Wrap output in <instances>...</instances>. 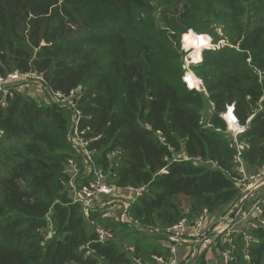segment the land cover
<instances>
[{
	"label": "trees",
	"instance_id": "trees-1",
	"mask_svg": "<svg viewBox=\"0 0 264 264\" xmlns=\"http://www.w3.org/2000/svg\"><path fill=\"white\" fill-rule=\"evenodd\" d=\"M191 31L226 41L190 66L206 97L181 79ZM15 70L75 91L81 126L97 137L96 166L110 184L146 191L130 224L102 219L99 208L85 217L65 192L70 112L17 87L0 107V264H132L128 247L142 262L166 258L159 233L203 209L225 215L242 197L220 117L227 105L241 126L251 118L240 135L247 174L264 169V0H0V75ZM47 219L55 233L43 241ZM97 226L114 239L99 243ZM249 233V264H264V226ZM222 242L196 264H218ZM238 259L247 264L241 251Z\"/></svg>",
	"mask_w": 264,
	"mask_h": 264
},
{
	"label": "built area",
	"instance_id": "built-area-1",
	"mask_svg": "<svg viewBox=\"0 0 264 264\" xmlns=\"http://www.w3.org/2000/svg\"><path fill=\"white\" fill-rule=\"evenodd\" d=\"M224 46V45H222ZM220 46V47H222ZM218 45L203 46V49H219ZM183 62L185 66L182 76V83L188 91L207 95L205 84L202 79L195 76L190 66L199 63L191 57ZM35 87L40 90L46 97L45 103L55 106L60 110L70 112L66 142L71 149V156L67 159L66 168L69 175L68 185L72 191L71 199L73 203H78L82 207V213L88 217L89 213L99 208L101 218L104 220L116 219L121 223H131L128 216V210L134 201L143 195L146 189L126 187L118 188L108 182L107 175L102 169L98 168L94 161V150L89 146L97 140V137L88 136L90 128H83L81 121L84 118L81 110L77 106L78 96L75 91L64 94L60 91H54L47 83L43 73L37 70L26 72L12 71L6 76L0 75V107H6L7 100L11 99L13 89L17 87ZM213 111V104L210 103ZM234 105H227L225 111L220 115L226 124L229 135V147L234 150L236 171L239 175L237 186L240 188L242 197L232 206L225 215L216 216L210 214L207 209L191 221L187 218L179 220L173 226L163 230L162 235L167 240L168 256L166 258L152 256V262H142L140 258H134V248L128 247L126 250L131 254L132 264H195L197 256L203 250L215 244L216 239L222 237L224 247L219 252L218 264H238L239 251H241L243 261L250 262V247L254 241L249 233L250 229L256 225L264 226L263 207L264 197L254 200V204L245 207L254 193L264 187V169L257 174H247L245 164L241 158L242 153L248 147L247 143L240 140V135L246 130L251 118L246 121L245 126H241L236 118ZM200 125L209 128L206 123V114H202ZM2 132L0 131V135ZM163 142L164 139L160 138ZM79 179H86L83 185L78 183ZM249 196L243 202L246 194ZM234 209L235 212H234ZM233 214V217L231 215ZM244 222V228H238L239 223ZM48 233H43V241L50 239L54 235L52 223L47 219ZM158 232V230H155ZM95 234L99 243L113 240V234L110 228L97 226ZM242 244V247H241ZM242 250H241V249ZM80 248V250H82ZM182 253V260H178L179 251Z\"/></svg>",
	"mask_w": 264,
	"mask_h": 264
},
{
	"label": "rangeland",
	"instance_id": "rangeland-1",
	"mask_svg": "<svg viewBox=\"0 0 264 264\" xmlns=\"http://www.w3.org/2000/svg\"><path fill=\"white\" fill-rule=\"evenodd\" d=\"M221 29H222V28L217 29V33H219L220 35H221ZM189 32H190V31H189ZM189 32H188V33H189ZM191 32H193V31H191ZM193 33L196 34L195 32H193ZM194 34H190V35L193 36ZM196 35H198V34H196ZM192 36H191L190 39H189V43H188V45H190V43H191ZM199 36H200V35H199ZM205 36H207V35H205ZM185 39H186V36H185V38H184V41H185ZM181 41H182V39H181ZM206 41H207L206 44L204 43V44H202V45H200V46H198V47H192V46H190L191 49L188 50V51H187V50H184V49L182 48V43H181V50H182L183 53H184V56H183L182 62H185L186 59H188V61H190L189 57H191V58L195 61V59H196V56H195V55H196L198 52H200V57H199V59H202V58H201V52L204 50V49H203V46H209V43H210L211 45H213V44H212V39H211L209 36H207ZM217 45H218V47H220V46H222V45H226V41H220V42H218ZM214 46H215V45H214ZM227 46H230V45L227 44ZM230 47H232V46H230ZM205 50H206V49H205ZM199 59H198V60H199ZM182 64H183V63H182ZM194 65H195V64H194ZM28 92H29L30 97H32V98H37L39 101L44 100V98L46 97L43 93L40 92V90H37L35 87H32V86L28 87ZM205 97H206V96H205ZM211 112H212V109H211V107H210V104H206V111H205L206 116H207L208 114H210ZM67 174H68V172H67ZM68 182H69V179H68V181H67L66 184H65V192H67V195L72 196V191L70 190V187H69V185H68ZM263 194H264V187L258 189V191H256V192L254 193V196L252 197V199H251L249 202H247V204H246L245 207H248V206L254 204V200H253V199L260 198ZM245 201H246V198L244 199L243 202L245 203ZM184 207H186V202L184 203ZM225 214H226V213H225ZM212 245H214V244H212ZM212 245H210L211 248L213 247ZM210 247H208V248H210ZM208 248L205 249V250H203L202 253H201L200 255L197 256V262H198V263H199V261H200V262L202 261V258H203V255H204L203 252L206 251V250H208ZM202 254H203V255H202ZM204 264H211V261L208 260V261H206Z\"/></svg>",
	"mask_w": 264,
	"mask_h": 264
},
{
	"label": "bare ground",
	"instance_id": "bare-ground-1",
	"mask_svg": "<svg viewBox=\"0 0 264 264\" xmlns=\"http://www.w3.org/2000/svg\"><path fill=\"white\" fill-rule=\"evenodd\" d=\"M206 39H207V37H205V36L193 35L192 39H191L190 46L198 47L204 43L206 44L207 43ZM199 55H200V52H198L195 56H199Z\"/></svg>",
	"mask_w": 264,
	"mask_h": 264
},
{
	"label": "crops",
	"instance_id": "crops-1",
	"mask_svg": "<svg viewBox=\"0 0 264 264\" xmlns=\"http://www.w3.org/2000/svg\"><path fill=\"white\" fill-rule=\"evenodd\" d=\"M245 204H247V203H245ZM244 224H245L244 222L239 223V224L237 225V227L240 228V227L244 226ZM183 251H184V250H183ZM183 254H184V253H182V251H179L178 260H182V258H183V257H182ZM195 264H196V263H195Z\"/></svg>",
	"mask_w": 264,
	"mask_h": 264
},
{
	"label": "water",
	"instance_id": "water-1",
	"mask_svg": "<svg viewBox=\"0 0 264 264\" xmlns=\"http://www.w3.org/2000/svg\"><path fill=\"white\" fill-rule=\"evenodd\" d=\"M183 69H185V66H183ZM248 196H249V194L247 193L245 198H247ZM235 210L236 209H234V212H235ZM231 217H233V214L231 215Z\"/></svg>",
	"mask_w": 264,
	"mask_h": 264
}]
</instances>
